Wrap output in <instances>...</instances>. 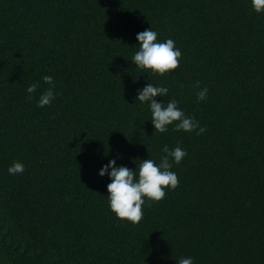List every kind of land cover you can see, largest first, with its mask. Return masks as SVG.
Segmentation results:
<instances>
[{"label":"trees","instance_id":"trees-1","mask_svg":"<svg viewBox=\"0 0 264 264\" xmlns=\"http://www.w3.org/2000/svg\"><path fill=\"white\" fill-rule=\"evenodd\" d=\"M148 28L174 41L177 69L133 64ZM147 83L205 131H155L135 100ZM49 88L55 98L38 107ZM165 146L187 153L170 169L178 187L145 198L138 224L117 219L100 169L159 164ZM14 161L23 173H8ZM182 257L264 264V11L251 0H0V264Z\"/></svg>","mask_w":264,"mask_h":264},{"label":"clouds","instance_id":"clouds-1","mask_svg":"<svg viewBox=\"0 0 264 264\" xmlns=\"http://www.w3.org/2000/svg\"><path fill=\"white\" fill-rule=\"evenodd\" d=\"M251 6L257 13L264 11V0H251ZM139 50L133 55L131 61L136 68L150 70L152 73L163 75L172 72L179 67L181 52L175 47L172 39L164 42L157 41V33L151 28L140 32L136 36ZM43 82L54 87L51 76L42 77ZM39 87V82L33 83L27 88V99L31 100L32 93H35ZM193 88L199 89L196 92L198 101H204L207 97V88L200 89V82L196 81ZM168 88L154 86L147 83L142 90H138L135 97L141 104L147 102L151 112V123L155 131L164 133L168 131V126L174 122V131L196 132L202 134L205 129L199 127L198 121L192 117L185 116L177 106V101L169 99L166 104L157 102L154 97H165L168 94ZM55 98L51 88L44 90L39 96L38 107L49 105ZM164 155L160 163L152 159H145L136 165L135 171L125 166L116 167V161L111 160L104 165L98 175L104 177L108 175L110 183L107 185L108 203L111 212L119 220H126L132 224H138L143 218L142 205L145 198L149 201H160L165 197V189H175L178 187L179 180L175 172L171 171L172 163L179 164L186 156V151L179 146L169 149L165 146L162 149ZM10 175L21 174L24 171V165L20 162H13L8 168ZM178 264H193L192 259L180 258Z\"/></svg>","mask_w":264,"mask_h":264}]
</instances>
